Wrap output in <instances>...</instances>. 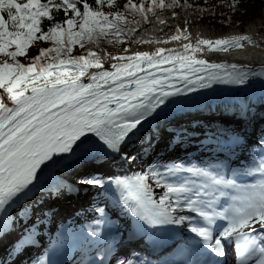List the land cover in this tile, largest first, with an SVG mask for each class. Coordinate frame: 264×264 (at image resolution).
I'll use <instances>...</instances> for the list:
<instances>
[{"label": "snow or ice", "instance_id": "obj_1", "mask_svg": "<svg viewBox=\"0 0 264 264\" xmlns=\"http://www.w3.org/2000/svg\"><path fill=\"white\" fill-rule=\"evenodd\" d=\"M177 9L210 13L189 0H0V233L12 237L0 236L7 245L0 264H110L117 225L158 256L115 257L118 264H223L233 244L234 264H264V135L259 168L233 167L247 142L238 133L225 141L222 129L200 141L206 159L192 156L194 133L181 125L171 129L168 147L182 145L188 159L124 178L95 174L151 155L161 122L204 104L207 94L198 90L250 87V76H264V68L255 73L198 58L205 49H243L253 41L247 34L152 52L125 48L113 55L104 46L150 45L151 35L170 25L167 40L155 43L190 39V21L181 22ZM70 169L83 177L80 185L105 193L114 180V208H96L100 217L92 224L65 226L49 253L24 259L39 243L45 194L79 190L56 175Z\"/></svg>", "mask_w": 264, "mask_h": 264}, {"label": "bare ground", "instance_id": "obj_2", "mask_svg": "<svg viewBox=\"0 0 264 264\" xmlns=\"http://www.w3.org/2000/svg\"><path fill=\"white\" fill-rule=\"evenodd\" d=\"M208 28H198L197 31H191V37L190 39H185L184 41H180L177 43L172 44L171 47H167V48H171V49H179L181 47L182 44L185 43H195V41L199 38H204L201 36V34L199 33L200 31H207ZM254 31H259L258 28H255ZM264 31V30H262ZM230 35H234L233 33ZM236 35V34H235ZM250 36H252V32L249 33ZM254 43H257L254 41ZM262 44V47L257 49V50H253V51H249L245 53H236L235 55L234 52H229L230 50H228L227 52L224 51H212V50H208L205 49L204 52H201L198 54V58L206 56V55H212L211 53L217 54L220 57H226V58H221L220 62H225V63H236L239 65L243 66V70L245 71H249L251 70L252 72L255 73H259L262 68H264V43H260ZM159 47H165L164 44H157V43H152L150 45H145V46H133L130 48V50H140V51H155L157 48ZM108 66V64L106 63V67ZM264 76H250V80L252 81L251 86L250 87H245V86H240L237 85V91L236 93H231V92H226V87H231V91L234 90V88L232 86L235 85H224V84H216L213 85V88L215 89V91L212 90H206V89H201L198 90L199 93H206V96H202V99H206L207 97H209L211 94L213 93H219V94H223L222 96H220L223 100H228L231 102V99L233 100L234 97L239 96L240 94H242V92L244 90H247L248 88L251 87H255L256 83L259 82L261 79H263ZM261 91H264V84L261 85ZM225 93V94H224ZM189 95H197V93H190ZM236 102V101H235ZM161 130V129H160ZM161 133H163V131H160ZM60 171H57V173H59ZM56 173V174H57ZM69 174V173H68ZM46 197V195H45ZM44 197V199H45Z\"/></svg>", "mask_w": 264, "mask_h": 264}, {"label": "trees", "instance_id": "obj_3", "mask_svg": "<svg viewBox=\"0 0 264 264\" xmlns=\"http://www.w3.org/2000/svg\"><path fill=\"white\" fill-rule=\"evenodd\" d=\"M198 1V0H189ZM208 3H214V5H208L207 7H199L200 9H210V13L199 12L198 14L194 10H181L177 9V11H181V22L183 19H187L189 21L195 23H210V26H213L216 31H225L229 25L244 27L246 21L253 20L254 18H261L262 15L259 12V7H257L258 2L262 0H240V3L236 7H228L227 5L232 3V0H204ZM224 8L235 9L236 12L231 15L229 14L227 17L222 15ZM214 13V14H212ZM215 15V17H212ZM217 16V17H216ZM224 17V18H223ZM186 27V25H183ZM166 31L163 33H155L151 35V39L153 37H157L158 39H165L167 34L171 32V25L165 28ZM135 41V40H133ZM48 46V45H47ZM107 48V44L104 45ZM108 49V48H107Z\"/></svg>", "mask_w": 264, "mask_h": 264}, {"label": "rangeland", "instance_id": "obj_4", "mask_svg": "<svg viewBox=\"0 0 264 264\" xmlns=\"http://www.w3.org/2000/svg\"><path fill=\"white\" fill-rule=\"evenodd\" d=\"M119 3H121V4H123V2H122V0L121 1H119ZM191 3L192 4H195V5H197V6H199V7H202V8H204V7H207L208 5H214V3L212 2V3H208V2H205L204 0H198V1H191ZM257 7H259V12H260V14L262 15V17L261 18H254L253 19V23H249L248 25H247V29H248V34L247 35H249V33L250 32H253L254 30H255V28H258L259 30H260V32H263L262 30H264V0H262L261 2H258V5H257ZM236 12V10L235 9H228V8H224V10H223V13H222V15H224V16H228L229 14H231V15H233L234 13ZM212 17H215V15H212ZM217 17V16H216ZM224 18V17H223ZM204 24H206V23H204ZM204 24H197V26L199 27V29L200 28H207V25H204ZM191 25V24H190ZM188 27H189V25H188ZM246 29V30H247ZM189 30H190V32H191V30H192V25L190 26V28H189ZM166 31V29H164V32ZM163 32V33H164ZM236 34L237 35V29H233V28H231V29H229V32L228 33H226L225 34V36H227V35H230V34ZM212 35H215V36H217V37H220L221 35H216V34H213L212 33ZM224 36V35H223ZM258 38H264L263 36H259ZM158 38L157 37H153L152 38V40H153V43H155V41L157 40ZM165 40H167V36L165 37V39H162V41H165ZM181 41H184V40H181ZM177 42H180V41H171V42H167V43H165L164 45H165V47H171L172 46V44H174V43H177ZM132 45H133V43H131ZM140 44V43H139ZM39 47H43V46H47V43L45 42V43H43V44H39L38 45ZM131 47H133V46H131L130 44H128V43H125L124 45H119V44H115V45H112L111 46V50L112 51H114L113 52V55H116L117 53H120V52H122L123 51V49H125V48H131ZM32 51H35V49H32ZM80 50L78 49V46H77V52H79ZM26 62V61H25ZM262 84H264V78L263 79H261L259 82H257L256 83V86H255V90H256V97L253 99L254 100V102H261V101H263L264 100V92H261L260 90H261V85ZM228 86H231V85H228ZM233 88H234V90L233 91H231V87H226V91H229V92H232V93H236V91H237V85H235V86H232ZM210 96H212V97H210ZM209 97H207L206 99H204V104L200 107L201 108V110H209L211 107H214V106H218V105H223L224 104V101H217L220 97H218L219 96V94L218 93H213V94H211ZM258 100V101H257ZM226 104V103H225ZM185 112V111H184ZM245 126V125H244ZM173 127H175L174 125H173ZM162 127H160V129H161Z\"/></svg>", "mask_w": 264, "mask_h": 264}]
</instances>
